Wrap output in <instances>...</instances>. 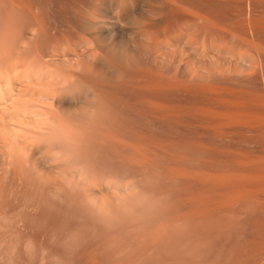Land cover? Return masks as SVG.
Wrapping results in <instances>:
<instances>
[{
	"label": "rangeland",
	"instance_id": "374dc122",
	"mask_svg": "<svg viewBox=\"0 0 264 264\" xmlns=\"http://www.w3.org/2000/svg\"><path fill=\"white\" fill-rule=\"evenodd\" d=\"M13 1H15V4H13ZM94 1L101 5L97 3L96 7L93 5ZM157 1L162 3H160L161 7L156 0H138L136 5H134L136 8L133 7V10L131 11V13H135V15L133 14L134 16H140L141 14H144L146 8L147 13L144 26L140 29L141 36L137 41V48L135 49L129 37L132 29L126 26L131 14H129L130 16H128V14L125 16L122 15L123 18H120V13H115L117 15H113L112 10L114 13V9L117 8V3L114 0H111V2L110 0H105V2L104 0H102V2L100 0H77V2L72 0H0V6L4 8L0 9V44L3 41L4 45L2 46L1 44L0 46V50H2L0 51L2 52L0 54V67H3V69L1 67V70L3 71L5 68V70L7 69L6 72L8 70L10 71L11 68H8L9 65L12 66V62H21V64H17L20 69L22 67V71L29 68V71H32V73L35 74L33 70H31L32 66L40 67L41 65L40 68H42V70L49 69V72L56 73L54 74L56 76H52L48 70H45V73L48 72V75L50 74L49 76H51L52 80V83H50L51 81H48V84L50 83L49 85L47 82H44L47 84V86H45L43 83L45 87L39 83L40 81H38V78L41 77L39 74L43 71L40 70L39 73L37 69L38 74H36L38 78H36L37 76L35 75L34 77L36 80L34 77L29 79L32 81L35 80L39 83V85L38 83L35 84L34 87H36V90H38L37 92H40L41 94L44 92L48 96L49 93L51 94L55 91L53 89H56V96H61L60 99L62 100L60 102L59 98L57 100L51 95V98H55L51 101L54 102L53 104H60L53 105L51 102L54 108L50 104H47V106H49L50 109L52 107L56 110V115H58L59 118H55V114L54 118L57 123L61 119L64 123H67L68 128H73H70V130H73L71 133H68L70 131L66 129L68 131L67 133L70 134L69 137H71V141H68L69 143L71 142L69 144L70 147H67L69 145H67L68 143L65 140H67L68 136L64 133V131H66L64 130L65 128H62L64 124L63 122L60 127L64 130L61 129L62 132L60 130V133H64L63 135L67 137L65 138L62 136L65 138L64 141L66 142H64L66 147L62 145L64 147L63 149L66 148L65 150H67V148H69L67 150L68 154L65 152L64 155V152H61L63 149L60 151L59 149L54 148V145H57L56 147H58V145L61 147L59 143L52 144V142L55 143L57 137L55 140L53 139L51 141V137L53 138L55 135H49L48 137L45 136L48 135L46 133H48V129H51L53 125L51 118L47 119L48 115L45 110L39 109L43 104L39 102L40 99L38 102L41 105L37 102V97L39 95L37 94V99L30 98V102L36 100L33 101V103L37 102V105H40L38 108L35 104L37 108L36 111L39 110V113L36 114V112L33 113L35 111V106L32 103L29 104L30 108L33 105V109H31L34 110L32 113L35 115L27 113V111L31 112L30 109H26V111L24 109L25 112H23L22 107L25 108V106H23L24 104L22 103H25L26 101L21 100L24 99L23 97L25 96H23L20 100H17L18 103L20 102L21 109H19L20 106L17 102L15 104H18L17 107H19L16 108L15 106V109L16 111L19 110L20 112L25 113L26 118L30 117L31 114L30 119H32V121H29L30 123L28 124L29 126L30 124L32 125V127H29L32 130L30 136H34H28L29 132L26 135L31 139L38 134L36 136V141H38L39 146L33 144L36 143L34 142L35 140L32 145L26 144L28 140L25 138L27 137L22 133V136L17 134V137L19 136L21 137L20 139H22L24 136L25 138L23 137L24 139L22 140L27 142L24 143L21 141L20 144L22 143L23 145L24 143L26 144L24 145L26 147L27 145H30L31 147L35 145L38 146V150H42V147L51 143L54 150L59 153L61 152L64 157L66 156L65 159L60 153L62 158L59 157L61 159L57 160H59L58 162H62L63 165L60 163V166L57 164L58 162H55L56 164L53 163L55 165L51 163L52 166H54L53 169L56 168V165L60 166L59 168H64L67 164L69 166L72 165L70 167H65L64 172L69 170L68 168H71L70 170H72L74 166H77V169L80 167V169L83 168L82 171L80 169L77 170L80 171L79 175L78 172L76 174L73 173V171H70V174L67 171L68 174L65 173L64 175V172L61 171V169L60 175H62L61 172L63 175L60 178L59 171L57 172V167V173L55 174L59 175H56L59 179H57L56 176L54 177V170L47 172V174L51 175L52 178L54 177V180L57 179V181H59L56 184L55 181L53 185V180H50L52 179L50 178L49 181L52 183L50 182L47 186L49 181L46 183V177L50 176H46L47 174L45 173L46 177H37V173L31 174L33 172L32 169L31 171H28L30 166H32L31 168L34 170L33 161L31 160L30 155H25L32 151V148L28 147L26 150H31L28 151L29 153L25 152V154H23L25 155L26 160L24 161L25 165L23 166L29 167H26V173L24 172L20 175V172L24 171L25 167L22 166V169V167H20L21 164L17 165L18 162L16 164L13 162L20 167H15V169H22L21 171L19 170L20 172H17L14 170V164L12 163L13 166L11 164L13 159L11 160L8 156L9 154L14 156L13 152L9 153V151L16 147V144L19 146L20 139L18 140L16 137L18 143L16 142L15 144L14 141L16 140H13L12 145L11 141L4 140L6 141V144L7 142L10 143L6 145L8 146V150H6L7 147H3L5 146L3 143V136L5 135H3L1 138L2 140H0L2 141L0 142L2 143L0 148L2 147V150L4 149L5 152H8L7 154L5 153L7 156L3 155L1 154L2 150L0 149V168L2 167L0 169L2 174L0 175L3 176H0V178H3L0 182V209H7L11 212L26 204L29 208L37 211L38 206L35 207V202H38L40 207L45 209L47 205L55 204L56 208L58 207L57 211L60 209L58 214L70 218L71 223L74 226L79 227L83 235V244L76 254L74 264H257V261L260 262L261 258L264 256V251L262 249L264 247L262 246L264 245V200H262L264 198V193L261 192V190L264 191V180L262 179L264 178L262 175L264 174L262 172V170L264 171V169H262L264 168V157L260 159L261 155H264V142L262 141V139H264V130L262 131V129H264V126L262 127V125H264V123H261L262 121H260L262 118L257 120V125L262 124L260 126L262 129H257L259 126H253L256 125V123L252 122L253 124H251V121H248V119H253L255 117L254 115L259 113L262 114L264 120V111L262 110L264 109V57L261 56L262 59L258 56L263 54L264 50H262L263 52L260 51L261 53L258 54V50H261V48L259 49V47H261L259 45L261 44L258 46L255 45L257 41L262 44L264 43V0H171L172 6H169L171 4L166 0ZM164 1L165 3H169L168 6H164ZM68 2L72 4L73 7L69 5ZM86 2L91 3L92 5ZM103 2L105 3L106 9L100 7L102 4L104 5ZM10 3L15 7L10 6ZM80 3L82 4L80 5ZM89 6L96 7V15L100 18L102 16L110 17L111 15L112 17L110 18L115 22L116 20L123 19V22L121 21L122 23L116 22L113 29L116 33L122 35L124 45H126V49L128 48L127 51L131 56L129 57L130 66L121 69L124 72V77L123 80L119 82L116 79L115 71L112 68H109V66L99 58L104 56V52L101 51V49L103 50V44H97L98 41L96 40V36L79 25L81 24L79 23L81 22L79 18V14H81L80 12L85 8H90ZM12 9L16 11V13L12 11ZM77 9H79L78 15L77 12H75ZM131 9L132 7L129 8V10ZM9 14L11 16L15 14V21L18 24L15 21H12L14 20V17L12 16L13 18H11ZM99 14H101V16ZM194 15L198 16L195 17ZM8 16H10V18ZM8 19L10 20L11 28L8 27L7 30H4V22H9ZM125 19H127V21ZM11 22L13 24L15 23L14 25L17 27H12L13 24ZM249 22V25L251 26L248 25ZM2 26H4V28ZM121 27L126 30L124 31ZM11 29H13V31ZM10 31H12V33ZM247 31L251 33L248 34ZM2 32H6V34L10 32L8 33L10 35H6ZM142 32H144V34H142ZM239 33H242L241 35L244 37H248L247 39L252 38V36V40L255 38V42H252L251 39L249 41L254 43L258 49L257 52L256 50H253V48L251 50L252 46L249 47L250 43H245L247 40H241L240 35H238ZM104 40L107 39L104 38ZM249 41H247V43ZM9 43L13 44V46ZM255 46H253L254 49ZM2 47L7 51H10V53L9 51L7 52L10 59L6 53L7 59L3 56L5 55L3 54L5 49ZM11 47H14L15 50H11ZM16 47H18L23 54H21ZM202 51H206L204 52L205 55ZM13 52L15 53V55L13 54L15 58L11 55ZM18 53L21 54V56ZM228 53H232V55ZM256 55L258 58H256ZM18 56L20 59L17 58ZM213 56L215 58H213ZM11 57H13V60ZM18 59L19 61H17ZM253 59L255 60L254 63H250ZM260 59H262V62ZM1 60H3L4 63ZM257 60H259V66L258 64L257 66L255 65ZM251 64H254V67H250ZM14 65L15 63L13 66ZM16 66L15 68H18ZM35 67L34 70L36 71ZM253 68L257 72H252L254 71ZM11 70L14 72L15 69L12 68ZM17 70L18 69H16V72L18 73L20 70ZM64 70L65 72L63 73ZM9 71L7 74H9ZM17 73L16 77L21 74ZM26 73H28V71L25 72V75ZM45 73L43 72L42 74ZM3 74L6 75L5 72L2 73V76ZM10 74L6 76L11 82L12 80H10V77L12 74ZM25 75L22 76L24 77ZM27 75H29V73ZM2 76L0 77V80ZM13 76L15 77V74H13ZM43 76L44 75L39 78V80L43 78L42 82L46 80ZM55 77L57 79L59 78L58 82H56L57 80ZM4 78L3 80L8 81ZM46 78H48V76ZM19 79L17 81V83L19 82V86L17 85L14 87H19L22 90V84H20L21 80L19 81ZM29 79H25V82H28ZM0 82V84H4V87L6 88L8 82L7 84L2 80ZM13 82L14 81L11 83ZM63 83H65V85ZM23 84L25 86L24 82ZM29 84H26L27 87L31 85ZM12 85L7 86L8 90L7 88L5 89L7 92L5 90L3 91V87L0 86L2 90L1 92H9L10 94L12 89L10 88L11 90L9 91V86L12 87ZM48 86L51 88H46ZM73 86H81V91L77 93L69 92V89ZM31 87L28 89L33 90L34 88ZM37 87L41 90L43 88L45 89L39 91ZM60 87L62 88L61 90ZM16 88H13V91H11V96H16L17 94V96L22 95L20 89H17L18 92L15 91ZM50 90L53 91L50 92ZM14 91L17 93L16 95ZM62 91H64V93ZM260 92L263 95H259ZM30 93L33 94L32 91ZM250 93L254 94L255 98L257 93L259 98L263 99V102L260 100L262 103H259L260 106L263 104V106H261L262 108L257 102H254H259V99H254L253 96L248 95ZM25 94L27 95L25 99H28L30 95L27 94V92ZM50 94L48 96L49 100L51 99ZM63 94L65 96L64 99ZM43 96L48 99L45 95ZM43 96H41L42 98L40 97L42 100H44ZM248 96L250 97L248 98ZM16 98L19 97H15L14 99L16 100ZM235 98L237 99L236 104L229 101L235 100ZM47 99L45 100V103H47ZM241 99H246V105L244 104L246 101H243L244 103H242ZM248 99H250V102H248ZM68 101H70V104ZM224 101L226 102V105H224ZM27 102L29 103L28 100L26 101V104ZM231 102L234 104V107L231 105L229 108L228 106L232 104ZM251 102H253L255 106ZM228 103L230 104L227 105ZM243 104L247 106V108H244V106H242V108L246 110L250 109V112H245V110L242 109L245 113L242 114L243 116L241 114L238 116L239 112H243L241 110V105ZM235 105L240 107L236 106L238 108L236 109ZM29 106L26 107L29 108ZM45 106H43L44 109L46 108ZM66 106L68 108H66ZM248 106L251 107L249 108ZM13 107L14 106L11 108ZM60 107H65L67 109H63L65 110V113H62L63 111L61 112ZM11 108L8 106L10 111L6 110L8 111L7 113H12V111H14V109ZM49 108L46 110L48 111ZM253 108L256 109V113H258H253L252 116L251 110L253 112L255 111ZM225 109V112L233 109L235 110H233L234 112H229L230 115L228 113V115L225 116ZM16 111L14 112L16 113ZM235 111L236 113L239 111L235 114L237 115V119L242 118L241 121H244L246 118L245 121L247 120L246 122L251 125L246 124L247 126H244V122L242 124L237 123L238 125H235L234 123L232 124L230 119L233 120L236 118V116H234ZM40 112L46 114V119L48 120L46 123L43 122L46 119H42L43 121L37 120L38 118L41 119ZM220 113L221 116L219 117L218 115H220ZM231 113H233V115H231ZM247 113L249 115L244 116ZM49 114L53 116V114ZM258 115L256 116V119L261 116ZM43 116L44 115H42V117ZM228 116H233V118H229ZM221 117L225 118L222 119ZM15 119L17 120V118ZM226 119L228 120V123H226ZM16 120L15 123L17 122ZM24 120L27 123L29 119L20 120V123H24ZM220 120L222 121V126ZM253 120L256 121L255 119ZM55 121L53 123L60 126L59 123L56 124ZM37 122H41L39 123L40 125L42 122L47 125L51 124L50 128L48 126V129H45L46 133L44 131L43 133L41 132L44 134L42 136H45L47 140L49 139L48 142H46V138L42 136V138L40 137L39 131H36L40 128V126L38 128ZM25 126H27V124ZM25 126L21 125V127ZM36 126L37 129L35 130ZM25 128L28 129V126ZM41 128L39 129L40 131ZM56 128L49 131L53 132ZM252 128H256V130ZM9 129L11 130V128ZM9 129L6 131L11 134ZM1 130L3 129L1 128ZM33 130L36 132L34 133ZM27 131L23 132L27 133ZM77 132H80L79 135ZM14 133L15 132H13V134ZM51 134L55 133L53 132ZM7 135L9 136V134ZM43 138L45 142H42ZM7 140H9V137ZM58 140H60V138ZM9 145L11 146V149ZM13 145L14 147H12ZM78 145H81L82 147H79ZM35 146L33 147L34 149ZM20 147L21 145L16 148L19 149ZM24 148L25 147L22 149L24 150ZM22 149L20 150L21 152H17L16 150V153H19L20 158H22L21 153L26 151H23ZM38 155L43 154L40 151V153L38 152ZM248 155H256L258 160L255 157H247ZM258 156L260 157L258 158ZM6 157H9V159ZM18 157L16 156L14 159L16 158L18 161ZM244 157L245 159L247 158V161H249L250 164L254 165V168L252 165L249 166V163H246L247 161ZM250 157L251 159L254 158L252 159L253 161L249 160ZM5 158L6 163L3 161ZM52 159L54 158L50 157V161ZM8 160H10V162ZM239 160L242 165L243 162L246 163V165H244L247 170L242 167V165H239L241 164L239 163ZM27 161L29 162L28 165H26ZM257 161H261V164L259 162V164L256 163ZM236 163H239V166ZM2 164L6 165V169L3 167L5 165ZM257 164L259 167L263 165L262 168H258ZM8 166L10 170L8 169ZM75 167L74 169L76 170ZM239 168L241 170L244 168L243 172L240 171ZM252 168L253 172L255 171L258 173L259 170V173L261 174H258L260 175L261 180L257 174L252 176L253 179L251 178L249 173H251ZM75 170L74 172H76ZM248 170L249 173L247 172ZM6 171L8 173L10 171L12 172L8 174ZM233 171L234 174L238 171L237 174L241 176L242 173L249 176V180L252 179V182L257 179L258 181L257 183L255 181L256 184L251 183L248 180V177H244V175L243 177L240 176L241 179L239 178L237 180L236 178L238 177L236 176L238 175H233ZM28 172L31 174V177ZM26 174L28 179L25 178ZM40 174L42 175L43 173ZM33 175L36 176L34 177ZM7 176L9 178H6ZM72 176L73 181L71 182L70 180L71 186L67 187L64 185L66 184L65 181H67L69 177V179H72ZM224 176H229L230 180L233 181L236 179L237 183L235 184L234 182L233 184L237 185L236 187L238 188L236 189L234 187L235 185L229 183V179ZM233 176L234 179H231ZM19 177L24 178V180L22 178L21 181L23 185L20 183ZM40 177L46 178L44 179L46 181H41L42 184L46 183L44 187L42 184H40L41 187L38 185L41 183ZM74 177L78 178V180L76 179L78 182L84 178L86 181H92L93 183H91L95 184V186L98 184V186L95 187L91 183H84V186H88V190L91 188L98 193L95 196L98 195L97 197H99V200H97L98 202L93 203L94 205L97 204L96 206L92 205V198L89 199V197H85L88 199H84L85 195L83 189L85 190L86 187L84 188L82 185L83 183H81L84 179L77 184L78 186H83L81 189L80 187H76L77 181ZM80 177L81 179L79 180ZM32 178L33 181L30 180ZM243 178L248 180L251 185L253 184L254 187L250 188L249 186L251 185L242 180ZM8 179L10 181H8ZM14 180L19 182V184L17 182L15 183ZM239 180H241V182H239ZM30 181L32 184H30ZM258 182L259 186L262 183V189L257 186ZM72 183L76 188H72ZM21 185L25 186L22 187ZM50 185L52 186L50 187ZM61 185H64V188L67 189L62 190ZM219 185L220 187H218ZM58 186L60 187V191L58 190L57 192H54L53 190L58 188ZM243 186H245V188L249 187L251 190L256 188V191L253 189L254 191H250L251 194L249 195L250 192L248 191V188L246 190L249 193H247L245 188H243L244 190L242 188L239 190V187ZM38 188L39 190H37ZM40 188L43 189V191ZM44 188H46L45 193ZM78 188H80V191ZM48 190L60 196V200L65 203L62 205L54 201ZM259 191L263 195L259 193ZM10 192L14 193V196L11 198L9 196ZM242 192H246L247 194ZM255 192L258 194V197ZM35 194H37V198L40 194L41 195L37 199ZM78 194L81 196H78ZM80 197H83L85 201L80 199ZM258 198H260L261 201H259L260 199ZM95 199L97 198H94L93 202H95ZM30 202L33 203V205H30ZM259 202H262V204H259ZM35 212L30 213L29 215L36 216L38 212L36 215ZM39 238L40 234H37V239ZM260 249L262 250L263 255H261ZM257 254L259 255L258 257ZM261 262L262 263L258 264H263L264 257Z\"/></svg>",
	"mask_w": 264,
	"mask_h": 264
},
{
	"label": "bare ground",
	"instance_id": "6f19581e",
	"mask_svg": "<svg viewBox=\"0 0 264 264\" xmlns=\"http://www.w3.org/2000/svg\"><path fill=\"white\" fill-rule=\"evenodd\" d=\"M72 1H76V2H77V0H72ZM90 1H93V0H90ZM100 1L102 2V0H100ZM106 1H107V0H106ZM112 1H113V0H112ZM114 1L117 3V6H116L117 8L114 9V10H115L114 13H113V10H112V14H113V15H114L115 13H118V14L120 13V14H119V15H120V18H123V16H125V15H127V14H128V16H130L129 14H131V16H132L133 14L135 15V13H133V12L131 13V11L133 10V7H134V5H136V2H137L138 0H125L124 4H123L122 6L119 4L118 0H114ZM153 1H154V0H153ZM162 1H163V0H162ZM166 1H168L170 4L172 3L171 0H166ZM249 1H250V0H249ZM10 2H11V1H10ZM13 2H14L13 4H15V1H13ZM16 2H18V1H16ZM94 2H95V1H94ZM94 2H93V3H94ZM104 2H105V0H104ZM104 2H103V3H104ZM110 2H111V0H110ZM110 2H109V3H110ZM156 2L159 3L157 0H156ZM176 2H177V1H176ZM178 2H179V1H178ZM64 3H65V2H64ZM66 3H67V2H66ZM68 3H69V2H68ZM71 3H72V2H71ZM86 3H88V2H86ZM160 3H161V2H160ZM160 3H159V6H160ZM164 3H165V1H164ZM164 3H163V4H164ZM169 3L166 2L164 6H168ZM73 4H74V3H73ZM81 4H82V3H80V5H81ZM88 4H91V3H88ZM98 4H99V3H98ZM161 4H162V3H161ZM180 4H181V3H180ZM183 4H184V3H183ZM249 4H250V3H249ZM69 5H71V6L73 7L72 4L69 3ZM91 5H92V4H91ZM91 5H90V6H91ZM94 5L97 7V3H95ZM99 5H101V4H99ZM148 5H149V4H148ZM10 6L15 7V6L11 5V3H10ZM10 6H9V7H10ZM67 6H68V5H67ZM90 6H89V7H90ZM155 6H156V5H155ZM169 6H172V4L169 5ZM174 6H175V5H174ZM178 6H181V5H178ZM182 6H183V5H182ZM12 7H11V8H12ZM74 7H75V6H74ZM96 7H94V8L96 9ZM100 7H104L103 9H106V8H105V3H104V5L102 4V6H100ZM130 7H132L131 10H129ZM160 7H161V6H160ZM249 7H250V6H249ZM1 8H3V7L0 6V9H1ZM16 8H17V7H16ZM114 8H115V7H114ZM134 8H136V7H134ZM138 8H139V7H138ZM173 8H174V7H173ZM3 9H4V8H3ZM72 9H73V8H72ZM169 9H170V7H169ZM179 9H180V8H179ZM7 10H8V9H7ZM15 10H16V9H15ZM97 10H99V9H97ZM12 11H14V10L12 9ZM12 11H11V12H12ZM136 11H137V10H136ZM136 11H135V12H136ZM174 11H175V9H174ZM191 11H192V10H191ZM191 11H190V12H191ZM249 11H250V9H249ZM251 11H252V10H251ZM2 12H4V11H2ZM14 12L16 13V11H14ZM75 12H77V15H78L79 9H77ZM96 12H97V11H96ZM155 12H156V11H155ZM192 12H193V11H192ZM197 12H199V11H197ZM205 12H206V11H205ZM246 12H247V11H246ZM246 12H245V13H246ZM80 13H81V12H80ZM98 13H100V12H98ZM98 13H97V14H98ZM138 14H139V13H138ZM176 14H177V13H176ZM191 14H193V13H191ZM196 14H197V13H196ZM199 14H200V13H199ZM199 14H198V15H199ZM9 15H10V14H9ZM79 15H80V14H79ZM99 15L101 16V14H99ZM115 15H117V14H115ZM122 15H123V16H122ZM134 15H133V16H134ZM139 15H140V14H139ZM141 15H142V14H141ZM178 15H179V14H178ZM189 15H190V14H189ZM198 15H196V16L194 15V16L197 17ZM250 15H251V14H250ZM250 15H249V16H250ZM6 16H7V15H6ZM10 16H11V15H10ZM10 16H8V17L10 18ZM12 16L14 17V20H12V21H15V14H13ZM12 16H11V18H13ZM131 16H130V18H131ZM136 16H138V15H136ZM175 16H176V15H175ZM97 17H99V16H97ZM102 17H103V18H102ZM102 17H101V18L99 17L100 19L98 18V19H97V20L91 25L90 28H85V27L82 25L81 22H79V23H81V24H79V25H81V27H82L83 29H85V30H87V31L89 30V31L91 32V34H93V35L96 36V38H97L96 40L98 41L97 44H100V43L103 44V45H102L103 50L101 49V51L104 52V56H105L107 53L111 52L112 50H117V51H119V50H122V49H126V47H125L126 45H124V42H123V40H122V39H123V38H122V35H121L120 33H116V31H114V29H113L114 24H116V22H118V23L121 22V21L123 22V19H120L119 17L116 16V17L119 18L120 20H118V21L116 20V22H115L112 18H110V17H112L111 15H110V17H105V16H102ZM156 17H158V16H156ZM166 17H167V16H166ZM168 17H169V16H168ZM200 17H201V16H200ZM256 17H257V16H256ZM6 18H7V17H6ZM79 18H80V16H79ZM117 18H115V19H117ZM130 18H129V19H130ZM171 18H173V17H171ZM261 18H262V17H261ZM16 19H17V18H16ZM72 19H73V18H72ZM129 19H128V20H129ZM154 19H155V18H154ZM206 19H207V17H206ZM216 19H217V18H216ZM245 19H246V18H245ZM8 20H9V19H8ZM125 20L127 21V19H125ZM159 20H160V19H159ZM209 20H210V19H209ZM255 20H256V19H255ZM255 20H254V21H255ZM6 21H7V20H6ZM9 21H10V20H9ZM241 21H243V20H241ZM259 21H260V20H259ZM15 22H16V21H15ZM72 22H73V21H72ZM122 22H121V23H122ZM214 22H215V21H214ZM260 22H261V21H260ZM260 22H259V23H260ZM4 23H6V22H4ZM11 23H12V22H11ZM16 23H17V22H16ZM124 23H125V22H124ZM124 23H123V24H124ZM199 23H200V22H199ZM204 23H205V22H204ZM12 24H13V23H12ZM14 24H15V23H14ZM14 24L12 25V27H13V26L17 27V26L14 25ZM17 24H18V23H17ZM166 24H167V23H166ZM241 24H242V23H241ZM249 24H250V22L248 23V25H249ZM3 25H4V24H3ZM157 25H158V24H157ZM163 25H164V24H163ZM228 25H229V24H228ZM262 25H263V24H262ZM10 26H11V25H10ZM10 26H9V27H10ZM214 26H215V25H214ZM222 26H223V25H222ZM249 26H251V25H249ZM263 26H264V25H263ZM2 27L4 28V26H2ZM118 27H119V26H118ZM234 27H235V26H234ZM252 27H253V25H252ZM260 27H261V26H260ZM10 28H11V27H10ZM121 28H122L124 31L126 30V29L123 28V27H121ZM121 28H120V29H121ZM215 28H216V27H215ZM239 28H240V27H239ZM250 28H251V27H250ZM250 28H249V29H250ZM4 30H5V29H4ZM11 30L13 31V29H11ZM219 30H220V29H219ZM252 30H253V28H252ZM12 31H10V32L12 33ZM161 31H162V30H161ZM241 31H242V30H241ZM248 31H249V30H248ZM248 31H247L248 34L251 33V32H248ZM10 32H8V33H10ZM150 32H151V31H150ZM253 32H255V31H253ZM2 33H5V34H6V32H2ZM8 33H7V34H8ZM231 33H232V32H231ZM256 33H257V32H256ZM7 34H6V35H7ZM142 34H144V32H142ZM147 34H148V33H147ZM241 34H242V33H241ZM241 34L239 33L238 35H240V38H241L242 41H243V40H244V41H245V40L249 41L250 39H251L252 42H255V41H256V40L254 41L255 38L252 40L253 36H252V38L247 39L248 37H246V36L244 37V36H242ZM244 34H245V33H244ZM8 35H10V34H8ZM174 35H175V34H174ZM222 35H223V34H222ZM232 35H233V34H232ZM234 35H235V34H234ZM246 35H247V34H246ZM252 35H253V33H252ZM3 36H5V35H3ZM170 36H171V35H170ZM178 36H179V35H178ZM241 36H242V37H241ZM254 36H255V35H254ZM5 37L8 38L7 36H5ZM249 37H250V35H249ZM92 38H93V37H92ZM104 38L107 39V40H104ZM153 38H154V37H153ZM175 38H176V37H175ZM233 38H234V37H233ZM243 38H245V39H243ZM257 38H258V37H257ZM4 39H5V38H4ZM94 39H95V38H94ZM154 39H155V38H154ZM172 39H173V38H172ZM2 40H3V39H2ZM5 40H6V39H5ZM12 40H14V39H12ZM238 40H239V38H238ZM10 41H11V39H10ZM106 41H107V42H106ZM150 41H151V40H150ZM174 41H175V40H174ZM177 41H178V40H177ZM247 41H246L245 43H246V44H249V43H250L251 45L249 44V47L252 46V47H251V50H252V48H253V50H256V52H257V50H258V49L256 48V46H258L259 44H261V45H259V46H261V47H259V49L261 48V50H258V54L261 53V52H263L262 50H264V46H263L264 43L262 44V43H260V42L257 41L258 43L256 42L257 44L255 43V45H256V46H255L254 43H251V41H249L248 43H247ZM13 42H14V41H13ZM152 42H153V41H152ZM159 42H160V41H159ZM161 42H162V41H161ZM168 42H170V41H168ZM11 43H12V42H11ZM11 43H9V44H11ZM95 43H96V42H95ZM157 43H158V42H157ZM1 44H2V46H4V45H3V41L1 42ZM1 44H0V46H1ZM4 44H5V42H4ZM153 44H154V43H153ZM11 45L13 46V44H11ZM6 46H8V45H6ZM99 46H100V45H99ZM154 46H155V45H154ZM253 46H255V49H254ZM262 46H263V47H262ZM14 47H15V44H14ZM14 47H11V48H12L11 50L14 51V50H15ZM19 47H20V46H19ZM93 47H94V45H93ZM96 47H97V46H96ZM102 47H101V48H102ZM202 47H203V46H202ZM2 48H4V47H2ZM2 48H1V49H2ZM7 48H8V47H7ZM9 48H10V46H9ZM13 48H14V49H13ZM16 48H18V47H16ZM20 48H21V47H20ZM97 48H99V47H97ZM197 48H198V46H197ZM205 48H206V47H205ZM4 49H5V48H4ZM4 49H3V50H4ZM18 49H19V48H18ZM21 49H22V48H21ZM25 49H26V48H25ZM226 49H227V48H226ZM97 50H98V49H97ZM99 50H100V49H99ZM126 50H128V48H127ZM208 50H209V49H208ZM0 51H2V50H0ZM8 51H9V50H8ZM8 51L5 49V52L3 51V54H5V53L8 54V53H7ZM17 51H18V50H17ZM19 51H20L21 54H23V53L21 52L20 49H19ZM19 51H18V52H19ZM206 51H207V50H206ZM206 51H204V52H206ZM222 51H223V50H222ZM247 51H248V50H247ZM260 51H261V52H260ZM15 52H16V51H15ZM202 52H203V51H202ZM204 52H203V53H204ZM217 52H218V51H217ZM226 52H227V50H226ZM229 52H230V51H229ZM240 52H241V51H240ZM242 52H243V51H242ZM244 52H245V51H244ZM1 53H2V52H0V54H1ZM9 53H10V51H9ZM193 53H194V52H193ZM212 53H213V52H212ZM6 54L3 55V56L6 57ZM13 54L15 55L14 52H13L11 55H13ZM18 54H19V53H18ZM18 54H17V55H18ZM21 54H19V55L21 56ZM207 54H208V52H207ZM223 54H224V53H223ZM228 54H231V55H232V53H228ZM228 54H227V55H228ZM263 54H264V53H263ZM263 54L258 55V56H260V58H262L261 56L264 57ZM14 55H13V56H14ZM204 55H205V53H204ZM238 55H239V54H238ZM0 56H1V55H0ZM3 56H2V57H3ZM8 56H9V54H8ZM208 56H209V55H208ZM217 56H218V55H217ZM186 57H187V56H186ZM227 57H228V56H227ZM231 57H232V56H231ZM240 57H241V55H240ZM0 58H1V57H0ZM8 58L10 59V56H9ZM11 58H12V60H13V57H11ZM14 58H15V56H14ZM17 58H19V56H18ZM210 58H211V57H210ZM213 58H215V57L213 56ZM256 58H258L257 55H256ZM2 59H3V58H2ZM6 59H7V57H6ZM6 59H5V60H6ZM19 59H20V58H19ZM19 59H18L17 61H19ZM238 59H239V58H238ZM254 59H255V58H254ZM254 59H253V61H251L250 63H252V62L254 63V61H255ZM262 59H263V58H262ZM262 59H260V61H261ZM3 60H4V59H3ZM3 60H1V61L3 62ZM14 60H16V59H14ZM216 60H217V59H216ZM220 60H221V59H220ZM8 61H9V60H8ZM227 61H228V60H227ZM234 61H235V60H234ZM243 61H245V60H243ZM257 61H258V63H257ZM257 61H256L255 65L257 66V64H258V66H259V60H257ZM6 62H7V61H6ZM23 62H24V61H23ZM28 62H29V61H28ZM28 62H26V63H28ZM32 62H33V61H32ZM261 62H262V61H261ZM0 63H1V62H0ZM3 63H4V62H3ZM12 63H13V64L15 63V65L13 66V64H11L12 66H10V65L8 64V65H9V68H8V69H10V68L12 69V68H13V69H15L14 72H16V69H18L17 71H19V70L22 71V70H23L22 67H21V69H20V67L18 66V64H21V62H17L18 64H17L16 62H12ZM30 63H31V62H30ZM6 64H7V63H6ZM22 64H23V63H22ZM31 64H32V63H31ZM243 64H244V63H243ZM246 64H248V63H246ZM4 65H5V64H4ZM16 65H17V66H16ZM26 65H27V64H26ZM33 65H35V64H33ZM38 65H39V64H38ZM15 66L18 67V68H15ZM21 66H22V65H21ZM24 66H25V65H24ZM256 66H255V67H256ZM1 67H2V66H1ZM1 67H0V70H1ZM4 67H5V66H4ZM28 67H29V65H28ZM34 67H35V66H34ZM34 67L32 66V69H31V70H33V72H34L35 74H33L32 71H29V70H30L29 68H26V70L22 71L23 74H22V72L19 71L18 73H21L22 75H25V72H27V71H28V73H29V75H27L28 73H26V75H25L26 77H25V76L23 77L21 74H19L18 77L21 78V79H19L18 77H16V76H17V75H16L17 72L14 73L13 70H11V69H10V71L8 70V71H9V74H10V72H11V74H12V72H13V74H15V77L13 76V74H12V75L10 74L11 77H12V76L14 77V79H13V77H12V78L10 77V80L14 81L15 83H14V82L11 83L12 81L10 82V81L8 80V77L6 76V75H9V74H7L8 71L6 72L7 69L5 70V68H4L3 71H2V70L0 71V72H1L0 77L2 76V73H3V72L6 73V75L3 74L1 80L4 81V83L6 82V84H7V82H8L7 86H8V85L11 86V85L13 84L12 87H13V88H16V87H14V86H17V85L19 86V84H18L19 82L17 83L18 79H19V81L21 80L20 84H22V90H21V88H19V87H17L16 90H15V91H17V89H20L22 95H21V94H19V95H21V96H17L18 94L15 93V91H14L15 95H16V94H17V95H16V96H11V95H12V94H11V91H13V88L10 87V86H9V91L12 89V90L10 91V94H9V92H8V93H3V92H1L2 90L4 91L6 88H7V90H8V87L6 86V88H5V87H4V84H0V86L3 87L2 90H1V87H0V135L2 134V135L0 136V140H2V139H1L2 136L5 135V136H3V137H4V138H3V143H4V145H5V146H3V147H4V148L7 147L6 150H8V146H6V145H7V144H10V143L7 142V144H6V141H11V142H12L13 140H16V141H14L15 144H16V142L21 138V137H19V136H22V134H25V135H26V134H28V132H29L28 136H30V134H31L30 132H31L32 130H31L29 127H30V126L32 127V125L30 124V126H29L28 123H30V122L32 121V119H30V118H31V114H33V113H35V112H36V114L39 113V112H38L39 110L36 111L37 108H36L35 104L37 105V102H38L39 99H40L39 102H40L41 104L43 103V104H42L43 106L46 105V106H45L46 108L44 109L43 106H42L39 102H38V104L41 105V108H39L40 105H37V107H38L39 109H41V110H42V109L45 110V112H46L47 115L49 116V117L47 116V119H48V118H51V121H52V125H53V126L51 127V129H48V126H49V128H50V125H51V124H50V125H49V124H48V125H47V124H43V122L46 123V121H48V120L46 119V114H45L44 112H43L44 114H42V112H40V115H41L40 117H41V119H40V118H38V119L36 118V119L39 120V121H43L42 119H46V120L42 122V124H43V125L41 124L42 126L39 124V123H41V122H39V123L37 122V123H38V125H37L38 128H39V126H40V128L42 127V128H41V131L39 130L40 128L37 129V126H36L35 130L37 129L36 131H39V132H40V133H39V132H38V133L40 134V137H41L42 135H44V134H42L43 131L45 132V129H46V130L48 129V133L45 132V133L48 134V135H45V136L48 137L49 135H50V136H51V135H52V136L55 135L53 138L51 137L50 140H51V141H52L53 139L55 140L56 137H57V140H55V143L52 142V144L54 145V144H58V143H59V144L61 145V147H60L59 145H58V147H56L57 145H54V148H55V149L57 148V149H59V150L61 151V150L64 148L63 146L66 145V144H64L65 141H67V143H68L67 145H69V144L71 143V142H70V143L68 142V141H71V139H70L71 137H69L70 134H68V133H71V131H73V130H70L71 127L68 128L67 123H64L61 119L58 121V123H59L60 126H57V125H55V124L53 123V122L55 121V118L58 119L59 116L56 115V114H57V113L55 112L56 110L53 109V108H54L53 105H56L57 103H56V104H53L54 102H52L51 100H53V99H55V98L58 100V98H59V100H60V102H61V100H62V99H60L61 96L58 95L59 97H57L56 94H55L56 89H53V88H52V89L55 90V91L52 92L51 94H50V93H49V94H50V98H51V95H53V97H55V98H51L50 100H49V97H48V96H49L48 93H47V94H48V96H47L46 93L42 92V94L44 93L43 95H45V97H48V99H47V98H44V96H43L40 92H37L38 90H36V87H34L35 84L38 83V82L35 81L36 79H35V77H34L35 75L37 76V74H38V73H37V69H38V72L41 70V71H43L44 73L46 72L45 70H48V72H49L50 70H49V69L42 70V68H40V67H41V65H40V67H35V69H36V71H35V70H34ZM250 67H254V64H253V65L251 64ZM30 68H31V66H30ZM39 68H40V69H39ZM198 68H199V67H198ZM256 68H257V67H256ZM2 69H3V67H2ZM43 69H44V68H43ZM56 70H57V69H56ZM194 70H195V68H194ZM253 70H254V71H252V70H251V71H252V72H257V71H255L254 68H253ZM53 71H54V70H53ZM53 71H52V72H53ZM249 71H250V70H249ZM43 72H42V73H43ZM48 72L45 73V74H42V73L39 72V73H40L39 76L42 77V75H44L43 77L47 80V81L44 80V81L42 82L43 78L39 80V78H41V77L38 78V76H37L36 78H38V81H40V82H39L40 84L43 85L44 82H45V83L47 82V84H48V81H51L50 83H52L51 76H49L50 74L48 75ZM64 72H65V70L63 71V73H64ZM18 73H17V74H18ZM30 73H32V74H30ZM36 73H37V74H36ZM49 73H51V72H49ZM63 73H62V74H63ZM41 74H42V75H41ZM46 74H47V75H46ZM51 74H52V76H56V75H54V74H56V73H54V72L51 73ZM57 74H58V72H57ZM59 74H60V73H59ZM69 74H70V72H69ZM250 74H251V72H250ZM250 74H249V75H250ZM252 74H253V73H252ZM20 75H21L22 77H21ZM65 75H66V74H65ZM245 75H246V74H245ZM5 76H6L7 78H6ZM30 76H31V77H30ZM47 76H48V78H46ZM61 76H62V75H61ZM63 76H64V75H63ZM4 77H5V78H4ZM32 77H34L35 80H33V81L30 80V79H32ZM49 77H50V78H49ZM3 78L6 79V80H8V81L3 80ZM15 78H16L17 80H16ZM23 78H24V79H23ZM29 78H30V79H29ZM55 78H56V77H55ZM55 78H54V80H55ZM60 78H61V77H60ZM63 78H64V77H63ZM25 79H26V80L29 79V81H28V82H25V81H26ZM48 79H50V80H48ZM58 79H59V78H58ZM58 79L56 78V80H57L56 82H58ZM64 79H65V78H64ZM64 79H63V80H64ZM1 80H0V81H1ZM22 80H24V81H22ZM31 81H32V84L34 83L33 86H32V84H31ZM59 81H60V80H59ZM23 82L25 83V86H26V89H27V90L25 89V86H24ZM35 82H36V83H35ZM54 82H55V81H54ZM56 82H55V83H56ZM0 83H1V82H0ZM16 83H17V84H16ZM29 83H30L31 85H30ZM39 83H38V85H39ZM45 83H44V85L47 86V84H45ZM50 83H49V84H50ZM65 83H66V82H65ZM65 83H63V84L65 85ZM6 84H5V85H6ZM15 84H16V85H15ZM26 84H29L30 86L27 87ZM49 84H48V85H49ZM59 84H60V83H59ZM38 85H36V86H38ZM42 85H41V86H42ZM44 85H43V86H44ZM56 85H57V84H56ZM23 86H24V87H23ZM31 86H32V87H31ZM45 86H44V87H45ZM59 86H60V85H59ZM62 86H63V85H62ZM29 87L34 88L33 90H36V91H33L32 89L29 90V89H28ZM39 87H40V86H39ZM39 87H37V89H39V91H43V89H45V88H43V89L41 90L40 88H42V87H40V88H39ZM51 87H52V85H51ZM51 87H50V88H51ZM55 87H57V86H55ZM218 87H219V86H218ZM221 87H222V86H221ZM10 88H11V89H10ZM46 88H49V86L46 87ZM50 88H49V89H50ZM61 89H62V88L60 87V90H61ZM216 89H217V88H216ZM248 89H249V88H248ZM263 89H264V88H263ZM7 90H5V91L7 92ZM20 90H19V91H20ZM25 90H26V91H25ZM53 90H50V92L53 91ZM28 91H29V93H28ZM31 91L33 92V94H36V95H33L32 93H30ZM47 91H48V90H47ZM80 91H81V90H80ZM233 91H235V90H233ZM246 91H247V90H246ZM249 91H250V90H249ZM17 92H18V91H17ZM26 92H27V94L30 95V97H28V99H25L26 96H27V95L25 94ZM45 92H46V91H45ZM48 92H49V91H48ZM62 92L64 93V91H62ZM216 92H217V91H216ZM218 92H219V91H218ZM230 92H231V91H230ZM19 93H20V92H19ZM23 93H24V94H23ZM58 93H59V92H58ZM58 93H57V94H58ZM228 93H229V91H228ZM233 93H234V92H233ZM244 93H245V92H244ZM247 93H248V91H247ZM31 94H32L33 97L31 96ZM37 94L39 95L38 97H37ZM40 94H41V96H43V99H44V100L41 99L42 97L40 96ZM61 94H62V93H61ZM80 94H81V93H80ZM223 94H224V93H223ZM245 94H246V93H245ZM245 94H244V95H245ZM261 94H262V93L260 92L259 95H261ZM65 95H66V94H65ZM229 95H230V94H229ZM232 95H233V94H232ZM248 95L253 96V97L255 96L254 94H251V93L248 94ZM262 95H263V94H262ZM23 96H25V97H23ZM34 96H35V98H34ZM81 96H82V95H81ZM250 96H248V98H249ZM257 96H258V95H257V93H256V98L254 97V99H257V100L259 99V102H258V101H254V102H257L258 104H259V103H262V102H263V101H262L263 99H261V98H259V96H258V97H257ZM15 97H19V98H16V100H15V99H14ZM21 97H23L24 99H21ZM36 97H37L38 99H37ZM40 97H41V98H40ZM64 97H65V96H64V94H63V99H64ZM224 97H225V96H224ZM233 97H234V96H233ZM243 97H244V96H243ZM243 97H242V98H243ZM246 97H247V96H246ZM246 97H245V98H246ZM253 97H252V99H253ZM260 97H263V96H260ZM30 98H31V99H32V98H33V99H37V102H36V103H35V102L33 103V101H36V100H33L32 102H30V101H31ZM240 98H241V97H240ZM18 99H19V100L21 99L22 101H23V100H26V101L28 100V101H29V103L27 102V104H26V101H25V103H22V104H24L23 106H25V108L22 107V110H23V112H25L26 109H30L31 112L27 111L28 114L31 113V114H30V117L26 118V117H25V113L20 112L19 110L16 111L15 106H16V108H18V107L20 106L19 109H21V105L19 104L20 102H19V103L17 102ZM46 99H47V101H46L47 103H45V100H46ZM238 99H239V98H238ZM219 100H220V99H219ZM222 100H223V98H222ZM225 100H226V99H225ZM236 100H237V99L235 98V100H229V101H232V102H234V103L236 104ZM239 100H240V99H239ZM241 100H242V99H241ZM249 100H250V99H248V102H250ZM260 100H261L262 102H260ZM43 101H44V102H43ZM73 101H74V100H73ZM243 101L245 102L246 99L242 100V103H244ZM251 101H252V100H251ZM16 102L19 104L18 107H17L18 104H15ZM48 102H50V103H48ZM51 102H52L53 105L51 104ZM57 102H59V101H57ZM65 102H66V100H65ZM69 102H70V101H68V103H69ZM74 102H75V101H74ZM74 102H73V103H74ZM224 102H225V101H224ZM232 102H231V103H232ZM31 103L35 106V109H34L35 111L32 110V109H33V107H32L33 105L31 106L32 109H31L30 106H29V104H31ZM66 103H67V102H66ZM66 103H64V104H66ZM220 103H221V101H220ZM246 103H247V101H246L244 104L246 105ZM251 103L253 104V102H251ZM251 103H249V104H251ZM257 103H256V104H257ZM25 104H26V105H25ZM47 104H50L53 108L50 106V107H51V109H50L49 106H47ZM59 104H60V103H58L57 105H59ZM69 104H70V103H69ZM229 104H230V103H228L227 105H229ZM240 104H241V103H240ZM240 104H237V105H240ZM244 104L241 105V110L244 109L245 107L247 108V106H245ZM249 104H247V105H249ZM263 104H264V103H263ZM263 104H261V106H263ZM78 105H79V104H78ZM224 105H226V102H225ZM231 105H232V107H234V104H233V103L230 104L228 107L230 108ZM237 105H235V108H236V109H238L237 107H240V106H237ZM253 105H254V104H253ZM8 106H9L10 108H11L12 106H14V107L11 108V109H14V111H16V113H15L14 111H12V113H15V114H12V113H10V112L7 113L8 111H10V110L8 109ZM26 106H29V108L26 107ZM67 106H68V105H67ZM67 106H66V108H68ZM236 106H237V107H236ZM242 106H244V108H242ZM254 106H255V105H254ZM256 106H257V105H256ZM259 106H260V104H259ZM259 106H258V107H259ZM261 106H260V107H261ZM226 107H227V106H226ZM248 107H249V106H248ZM250 107H251V106H250ZM250 107H249V108H250ZM6 108H7V109H6ZM47 108H49L48 111L46 110ZM64 108H65V107H64ZM64 108H61V107H60L61 112L63 111L62 113H65L64 111L67 110L66 108H65V110H63ZM254 108H255V107H254ZM254 108H253V109H254ZM261 108H262V107H261ZM24 109H25V111H24ZM226 109H227V108H226ZM226 109L224 110V112L226 111ZM6 110H8V111H6ZM22 110H21V111H22ZM49 110H50V111H49ZM233 110H235V109H233ZM233 110H230V111L225 112V113H224V114H226L225 116H227L228 113H229V112H232ZM239 110H240V109H239ZM241 110H240V111H241ZM244 110H245V112H246V111H249L250 109H249V110H248V109H247V110L244 109ZM244 110H242L243 112H241V113L238 111V112H239V115H238V116H240V114H241V115L244 114V113H245ZM254 110H255L254 112L251 110V114H252V116H253V113H255V114L258 113V112L256 113V109H254ZM262 110L264 111V109H262ZM33 111H34V112H33ZM53 111H54V112H53ZM236 111H237V110H236ZM236 111H235V113H234V116H236V118H235L236 120L233 119V120H234V121H233L232 119H230V122H231L232 124H233V123H234L235 125H236L237 123L242 124L243 122H244V123H243L244 126H247L246 124H250V123H247V122H246L247 120L245 121L246 118L244 119V121H241L242 118H240V117H239L240 119H237V115H235V114H237L238 112L236 113ZM17 112H20V113H23V114H20V113H17ZM32 112H33V113H32ZM52 112H53V113H52ZM222 112H223V111H222ZM233 112H234V111H233ZM249 112H250V111H249ZM249 112H248V113H249ZM49 113L53 114V116L50 115ZM248 113H247L246 115H244V116H248V115H249ZM260 113H261V111H260ZM263 113H264V112H263ZM54 114H55L56 116H58V117H56ZM59 114H60V113H59ZM222 114H223V113H222ZM258 114H259V113H258ZM258 114H257V115H258ZM33 115H35V114H33ZM42 115H44V116L42 117ZM60 115H61V114H60ZM208 115H209V114H208ZM229 115H230V113H229ZM231 115H233V113H231ZM257 115H254L255 117L253 118V119H255L256 121H254L253 119H251V120L248 119V121H251V124H253L252 122H255L256 125H253V126H256V127L259 126V128H257V129H262V127H263L264 125H262V124L257 125V124H258V123H257V122H258L257 120H260V118H262V119L260 120V121H262L261 123H264V120H263L262 114H259V115H261V116H260V117H257V119H256V116H257ZM259 115H258V116H259ZM263 115H264V114H263ZM27 116H28V115H27ZM50 116H51V117H50ZM54 116H55V118H54ZM63 116H65V115H63ZM218 116L220 117V116H221V113H220V115H218ZM242 116H243V115H242ZM250 116H251V115H250ZM219 117H217V118H219ZM228 117L230 118L231 116H228ZM15 118H17V120H16ZM33 118H34V116H33ZM64 118H65V117H64ZM221 118H222V117H221ZM224 118H225V117H223L222 119H224ZM226 118H227V117H226ZM231 118H233V116H232ZM250 118H251V117H250ZM258 118H259V119H258ZM18 119H19V120H18ZM23 119H27V120L29 119V120L27 121V123H26L25 120H24V123H23V122L20 123V120H23ZM53 119H54V120H53ZM222 119H221V120H222ZM15 120L18 122L19 125L21 124L22 126H23V125L25 126V125L27 124L28 129H30V130L27 131L28 129L25 128V127H27V126H25V127H21V125L19 126V125L17 124V122L15 123ZM221 120H220V124H221V122H222ZM226 120H227V119H226ZM239 120H240V121H239ZM252 120H253V121H252ZM29 121H30V122H29ZM232 121H233V122H232ZM238 121H239V122H238ZM49 122H50V121H49ZM49 122H48V123H49ZM55 122H56V124H58L57 121H55ZM62 122L64 123V124H63L64 127L62 126ZM66 122H67V121H66ZM230 122H229V123H230ZM245 122H246V123H245ZM25 123H26V124H25ZM50 123H51V122H50ZM60 123H61V124H60ZM218 123H219V122H218ZM226 123H228V120H227ZM255 123H254V124H255ZM223 124H224V123H223ZM232 124H231V125H232ZM240 124H239V125H240ZM251 124H250V125H251ZM46 125H47V126H46ZM54 125H55V126H54ZM224 125H225V124H224ZM237 125H238V124H237ZM261 125H262V127H260ZM44 126H45V127H44ZM56 126H57V128H56ZM61 126H62L63 129L65 128L64 130L68 129L70 132H68L67 130L64 131L62 128H60ZM66 126H67V127H66ZM221 126H222V124H221ZM240 126H241V125H240ZM43 127H44V128H43ZM223 127H224V126H223ZM231 127H232V126H231ZM1 128H2L3 130H1ZM7 128H8V129L11 128V130L9 129V130L11 131V134H10V132H7V131H6V130H8ZM53 128H56V130H57V131H56V130L54 129L55 131H53V132H54L55 134H51V133H53V132H50V131H49V130L52 131ZM246 128H247V127H246ZM250 128H251V127H250ZM21 129H22V130L25 129V130H23V131H24V132L27 131V133H24ZM42 129H44V130H42ZM58 129H59V130H58ZM61 129L64 131V133H66L65 135L68 136L69 140H68L67 137H65V135H63L64 133H60V130H61ZM71 129H73V128H71ZM76 129H77V128H76ZM78 129H79V128H78ZM244 129H245V127H244ZM248 129H249V128H248ZM252 129L256 130V128H252ZM252 129H251V130H252ZM12 130H13V131H12ZM17 130H18V131H17ZM35 130H33L34 133L36 132ZM62 130H61V132H62ZM251 130H250V131H251ZM263 130H264V129H262V131H263ZM2 131H3V132H2ZM16 131H17V132H16ZM13 132H15V133L13 134ZM41 132H42V133H41ZM56 132H57V134H56ZM67 132H68V133H67ZM81 132H82V131H81ZM255 132H256V131H255ZM263 132H264V131H263ZM21 133H22V134H21ZM34 133H33V134H34ZM74 133H75V130H74ZM77 133H78V132H77ZM79 133H80V132H79ZM79 133H78V135H79ZM260 133H262V132H260ZM7 134H9V136H8ZM17 134L19 135L18 137H17ZM61 134H62V135H61ZM81 134H82V133H81ZM257 134H258V133H257ZM37 135H38V134H36V136H37ZM56 135H57V136H56ZM59 135H60L61 137H60ZM72 135H73V133H72ZM72 135H71V136H72ZM254 135H255V134H254ZM6 136H7V137H6ZM28 136L26 135L27 138H25V137L23 136L26 140H28V142L26 141L27 143L24 142V140H22V139H24L23 137H22V139H20V141H19V146L21 145V147H20L21 149H22L23 147H25L24 150H26V148L31 147L30 145H32V143H33L34 140H35L34 142H36L37 144H36V143H33V144L38 145V141H36V136H35L34 138H31V139H30V137H32V136H34V135H31L30 137H28ZM45 136H42V137L46 138ZM58 136H59L60 140H61L62 138H64V137L67 138V140H65V138H64V139H62L63 141H62V140L60 141V140H58V139H59ZM62 136H64V137H62ZM75 136H76V135H75ZM257 136H258V135H257ZM263 136H264V135H263ZM263 136H260V137H263ZM8 137H9V140H7ZM16 137H17L18 140L16 139ZM42 137H41V138H42ZM11 138H14V139H11ZM44 138H43V141H42V142H45V141H44ZM49 138H50V137H49ZM263 138H264V137H263ZM4 140H6V141H4ZM30 140H31V142H30ZM45 140H47V138H46ZM64 140H65V141H64ZM21 141H23V142L26 143V144H30V145H29V146L27 145V147H26V146H24V145H26V144H24V143H23V145H22V143L20 144ZM48 141H49V139H48L46 142H48ZM262 141L264 142V139H262ZM0 142H2V141H0ZM17 143H18V142H17ZM65 143H66V142H65ZM78 143H79V142H78ZM12 144H13V142L11 143V145H12ZM0 145L2 146V143H0ZM17 145H18V144H16V147H19V146H17ZM35 145H34V146H35ZM43 145H44V143H43ZM62 145H63V146H62ZM260 145H261V144H260ZM34 146L31 147V148H32V151H30L31 149L26 150V151H24V150L22 149V150L24 151V153H23V152L21 153V157L23 158V159H22V158H20L19 153H16V150H17V152H18V151H20L21 149L19 148V149H20V150H19L18 148L14 147V145H13V146H12V147H14V148H13L14 151H13V149H11V146L9 145V147H10V149H11V151H9V153H12V152H13V154H14V156H12V154H9V153H8V154H9L8 156L10 157V159H11V160L13 159L12 162H11V164H12L13 162H15V164L18 162L17 165H20V164H21L20 167H22L23 165H25V162H24V161H26V160H25V155H30V158H31V160L33 161V167H34V170H35V172H34L33 168H31L32 166H30V167L28 166V167H29L28 171H31V169H32V171H33L31 174H33V173L36 174L37 171H39L40 173H43V174L40 175V176H45V175L47 174V172H49V171H51V170H54V177H55L56 175H57V176L60 175V170H61V169H62L61 171L64 172L65 167L69 166L68 164L65 165V163H64L65 167H64V168H59V167L61 166L60 163L62 164V162H58L62 157H63V158L66 157V156L64 157V155H65V152H67V150H68L69 148H67V150H65L66 148L63 149L61 152H64V155L60 152L62 157L60 156L61 158H58L59 160L56 159V160H57L56 162H58L57 164L60 165V166H57V165H56V168L58 167V169H59V170L57 169V172L59 171V172H58L59 175H58V174H55V173H57V172H56V168L53 169L54 166H52L53 163L51 164L50 157H45V156H43V155H38V152L40 153V151H41V153L43 154L42 151H44V149H45L47 146L42 147V150H38V149H37L39 145H38V146H35V149L33 148ZM78 146H79V145H78ZM80 146H81V145H80ZM80 146H79V147H80ZM263 146H264V145H263ZM65 147H66V146H65ZM67 147H70V145L67 146ZM81 147H82V146H81ZM83 147H84V146H83ZM1 148H2V147H1ZM1 148H0V149H1ZM15 148H16V150H15ZM52 148H53V146H52ZM54 148H53V150H54ZM260 148H261V147H260ZM10 149H9V150H10ZM82 149H83V148H82ZM1 150H2V149H1ZM37 150H38V151H37ZM80 150H81V149H80ZM3 151H4V153H3ZM28 151H30V153H29ZM55 151H56V150H55ZM260 151H261V150H260ZM7 152H8V151H7ZM7 152H5V150L3 149V150H2V153H1V152H0V153L3 154V155H6ZM20 152H21V151H20ZM25 152H26V153L28 152L29 154H25ZM57 152H58V151H57ZM257 152H258V151H257ZM5 153H6V154H5ZM23 154H25V155H23ZM67 154H68V152H67ZM22 155H23V156H22ZM69 155H70V154H69ZM1 156H2V155H1ZM6 156H7V155H6ZM16 156H17V157L19 156V157H18V158H19L18 161H17L16 158L14 159V157H16ZM67 156H68V155H67ZM249 156H251V155H248L247 157H249ZM3 157H5V156H3ZM3 157H2V158H3ZM9 157H8V158L6 157V158L9 159ZM11 157H13V158H11ZM251 157H255V158H256L257 156H256V155H255V156L252 155ZM251 157H250L249 160L254 159V158L251 159ZM259 157H260V156H258V158H259ZM262 157H264L263 154L261 155L260 159H261ZM6 158H5V160L3 159L4 162L6 161ZM26 158H27V157H26ZM28 158H29V156H28ZM28 158H27V159H28ZM51 158H52V157H51ZM67 158H68V157H67ZM70 158H71V156H70ZM70 158H69V159H70ZM21 159H22V160H21ZM54 159H55V158H54ZM65 159H66V158H65ZM65 159H64V160H65ZM71 159H72V158H71ZM71 159H70V160H71ZM244 159H245V157H244ZM256 159H257V158H256ZM260 159H259V160H260ZM263 159H264V158H263ZM1 160H2V159H1ZM14 160H15V161H14ZM64 160H63V161H64ZM242 160H243V159H242ZM245 160L247 161V158H246ZM257 160H258V159H257ZM8 161L10 162V160H8ZM20 161H21V162H20ZM61 161H62V160H61ZM67 161H69V160H67ZM239 161H240V160H239ZM239 161H237V162H239ZM243 161H244V160H243ZM252 161H253V160H252ZM254 161H255V160H254ZM262 161H263V160H262ZM19 162H20V163H19ZM244 162H245V161H244ZM244 162H243V165H242L241 161L239 162V163H241V164H239V163H236V164H237V165H238V164H239V165H242V167L245 168L246 163L248 164L249 161H247L246 163H244ZM250 162H251V161H250ZM258 162H259V161H257L256 163H258ZM260 162H261V161H260ZM260 162H259V163H260ZM0 163H1V162H0ZM2 163H3V162H2ZM5 163H6V162H5ZM23 163H24V164H23ZM28 163H29V162L27 161V162H26V165H28ZM251 163H253V162H251ZM259 163H258V164H259ZM262 163H263V162H262ZM13 164H14V163H13ZM13 164H12V166H13ZM15 164H14V170H16L17 172H20V171L23 169V167H25V168H24V171L20 172V175H21V173H24V172L26 171L25 169L28 168L27 166H23L21 170L19 169V170H20V171H19V170L15 169V167H17V168H20V167H18V166L15 165ZM55 164H56V163H55ZM55 164H53V165H55ZM244 164H245V165H244ZM258 164H257V165H258ZM260 164H261V163H260ZM2 165H5V164H2ZM31 165H32V164H31ZM62 165H63V164H62ZM71 165H72V164H71ZM71 165H70V166H71ZM239 165H238V166H239ZM250 165H252V164L249 163V166H250ZM263 165H264V163H263ZM263 165H261V167H259V165H258L257 167L261 169ZM9 166H10V165H9ZM9 166H8V169L10 170ZM70 166H69V167H70ZM252 166H253V168H254V165H252ZM252 166H251V167H252ZM255 166H256V164H255ZM3 167L6 169V165L3 166ZM10 167H11V166H10ZM26 167H27V168H26ZM74 167H75V166H74ZM74 167L72 168V170H70L71 168H68L69 170H67V171L69 172V174H70L72 171H73V173H76V174H77V172H78V175H79V174H80V173H79L80 171H77V170H79L81 167H80L79 169H77L78 167L76 166V167H77V168L75 167L76 170L74 169ZM246 167H247V166H246ZM1 168H2V167H1ZM1 168H0V169H1ZM237 168H238V167H237ZM244 168H243V169H244ZM253 168H252V171H251V169H250L251 173H249V170L247 171V172L249 173V175L251 176V178H252V176L255 175V174H257V175L261 174V173H259V170H258V173H259V174H258L257 172H255V171H254V172H255V173H254V172H253ZM66 169H67V168H66ZM73 169H74L76 172H74ZM82 169H83V168H82ZM82 169H80V170L82 171ZM243 169L241 170V169L239 168V170L242 171V172H243ZM245 169L247 170V168H245ZM262 169H264V168H262ZM2 170H3V169H2ZM11 170H12V169H11ZM237 170H238V169H237ZM255 170H256V169H255ZM12 171H13V170H12ZM12 171H10V172H12ZM67 171L64 172V175H65V173H67ZM70 171H71V172H70ZM235 171H236V169H235ZM244 171H245V170H244ZM260 171H261V170H260ZM4 172H5V171H4ZM6 172H7V171H6ZM10 172H9V173H10ZM245 172H246V171H245ZM245 172H244V173H245ZM262 172L264 173L263 170H262ZM7 173H8V172H7ZM7 173H5V174H7ZM9 173H8V174H9ZM25 173H26V172H25ZM28 173H29V172H28ZM45 173H46V174H45ZM73 173H72V174H73ZM237 173H238V171H237ZM237 173L234 174V171H233V175H236ZM253 173H254V174H253ZM0 174H2L1 171H0ZM29 174H30V173H29ZM31 174L29 175L30 177H31ZM61 174L63 175L62 172H61ZM67 174H68V173H67ZM83 174H85V173H83ZM83 174H82V175H83ZM228 174H229V173H228ZM228 174H227V175H228ZM231 174H232V173H231ZM240 174H241V173H240ZM18 175H19V173H18ZM62 175H60L59 177L61 178ZM73 175H75V174H73ZM237 175H238V176H236V177H238V178H236V179L238 180V179L240 178L241 175H239V174H237ZM243 175H244V177H245V176L248 177V180H249V176H247V175H245V174L242 173V176H241V177H243ZM257 175H256V176H257ZM262 175H263V177H264V174H262ZM262 175H261V176H262ZM0 176H2V175H0ZM5 176H6V175H5ZM15 176H16V174H15ZM22 176H23V175H22ZM24 176H25V175H24ZM29 176H28V177H29ZM33 176H34V175H33ZM35 176H36V175H35ZM35 176H34V177H35ZM46 176H50V177H46ZM46 176H45V177L47 178V181L44 180V179H46V178H44V177H40V182H41L42 180H44V181H46V183H47V182L49 181V179L52 178L51 175H48V174H47ZM57 176H56V178H57ZM229 176H230V175H229ZM229 176H228V177L226 176L227 179H229L228 182L231 183V184H233V183L235 182V184H236V183H237V182H236L237 180H236V179H235L234 181H233V180H230ZM2 177H3V176H2ZM54 177H53V178H54ZM59 177H58L57 179H59ZM77 177H78V176H77ZM83 177H85V176H83ZM83 177H82V178H83ZM224 177H225V176H224ZM226 177H225V178H226ZM259 177H260V175H259ZM6 178H9V177L7 176ZM19 178H20V177H19ZM22 178H23V177H22ZM22 178L19 179L20 183H21V181H22ZM25 178L28 179V178H27V174H26V177H25ZM42 178H43V179H42ZM53 178L50 179V180H53L52 182H53V185H54V182L56 181V182H55V184H56L59 180L57 181V179L54 180ZM69 178H70V177H69ZM69 178L67 179V181H65L66 184H64V185H66L67 187L71 186V182L73 181V176H72V179H69ZM85 178H87V177H85ZM257 178H258V177H257ZM257 178H256V179H257ZM2 179H3V178H0V182L2 181ZM14 179H16V178H14ZM34 179H35V178H34ZM74 179H75V180H76V179L78 180V178H76V177H74ZM80 179H81V177L79 178V180H80ZM83 179H84V178H83ZM83 179H81V180H83ZM220 179H222V178H220ZM227 179H226V180H227ZM231 179H234V176H233ZM240 179H241V178H240ZM252 179H253V178H252ZM252 179L249 180L251 183H255V181H256V183H257L258 179H257V180H253L254 182H252ZM254 179H255V177H254ZM259 179L261 180V177H260ZM262 179L264 180V178H262ZM23 180H24V178H23ZM30 180L33 181V178L30 179ZM70 180H71V182H70ZM77 180H76V181H77ZM81 180H80V181H81ZM84 180H85V181H84ZM84 180H83L84 182H83V181L81 182V183H83V184H82L83 186H84V183H86V182H87V183H91V182H92V181L90 182L89 180L86 181V179H84ZM218 180H219V179H218ZM242 180L248 182V180H246V179H244V178H243ZM263 180H262V183H263ZM6 181H7V180H6ZM8 181H10V180L8 179ZM14 181H15V183L17 182L16 180H14ZM31 181H30V184H32ZM34 181H35V180H34ZM80 181H79V182H80ZM230 181H233V182H230ZM25 182H26V181H25ZM27 182H28V181H27ZM50 182H51V181L48 182L47 186L50 184ZM52 182H51V183H52ZM79 182L77 181L76 185H77ZM94 182H96V181H94ZM239 182H241V180H239ZM242 182H243V181H242ZM250 182H248V183L251 185ZM259 182H261V181H259ZM259 182H258V185H257V186H259ZM4 183H5V182H4ZM6 183H7V182H6ZM17 183L19 184V182H17ZM33 183H35V182H33ZM46 183H45V184H44V183L42 184V182H41V183H39V184L37 183V184L39 185V187H41L40 184H42L43 187H44V185H46ZM63 183H64V182H63ZM67 183H68V184H67ZM92 183H93V182H92ZM92 183H91V184H92ZM223 183H224V181H223ZM248 183H247V184H248ZM256 183H255V184H256ZM262 183H261V185L259 186L260 188H261V186H262ZM21 184L23 185V183H21ZM28 184H29V182H28ZM37 184H36V185H37ZM60 184H61V183H60ZM72 184H73V183H72ZM231 184H229V185H231ZM235 184H233V185H235ZM245 184H246V183H245ZM22 185H21V186H22ZM25 185H26V184H25ZM25 185H24V186H25ZM38 185H37V186H38ZM64 185H61V186H62V187H61L62 190L67 189V188H64ZM73 185H74V184H73ZM73 185H72V188L75 187V185H74V186H73ZM82 185H81V186H82ZM92 185L95 186V184H92ZM223 185H224V184H223ZM233 185H232V186H233ZM242 185H243V184H242ZM242 185H241V186H242ZM1 186H2V184H1ZM5 186H6V184H5ZM11 186H12V185H11ZM24 186H22V187H24ZM30 186H31V185H30ZM32 186H35V185H32ZM37 186H36V187H37ZM51 186H52V185H50V187H51ZM81 186H78V185H77L76 187H80V188L82 189L83 186H82V187H81ZM97 186H98V184H97ZM97 186H95V187H97ZM236 186H237V185H235L234 187L237 189L238 187H236ZM238 186H239V185H238ZM245 186H246V185H245ZM245 186H243V187H239V190H241L240 188H242V189L245 188ZM263 186H264V184H263ZM263 186H262V187H263ZM3 187H4V186H3ZM9 187H10V186H9ZM36 187H33V188H36ZM43 187H42V188H43ZM45 187H46V186H45ZM76 187H75V188H76ZM85 187H86V188H85ZM99 187H100V185H99ZM218 187H220V185H219ZM249 187L251 188V187H254V186H253V184H252V185L249 186ZM249 187H247L249 192H250V191L252 192V191H254V190L256 191V188H253L254 190H253V189L251 190ZM255 187H256V186H255ZM15 188H16V187H15ZM17 188H18V186H17ZM17 188H16V189H17ZM19 188H20V187H19ZM33 188H32V190H33ZM63 188H64V189H63ZM80 188H78L79 191H80ZM84 188H85V190L83 189V192H84V195H85V196H84V199L87 200L88 198H85V197H89V199L92 198L93 201H94V198H97V199H95V202H93V201L90 200V201L92 202V205H94L93 203L98 202L97 200H99V197H97L98 195L95 196V195L98 194V193L95 192V191H93L91 188H90V190H88V186H87V185H85ZM100 188H101V187H100ZM235 188H233V189L236 190ZM247 188H245V190H246ZM10 189H11V187H10ZM25 189H26V188H25ZM25 189H24V190H25ZM28 189H29V188H28ZM40 189H41V188H40ZM45 189H46V188H44V193H45ZM49 189H50V188H49ZM56 189H57V190H56ZM56 189L53 190V191H54V192H57V191L60 189V187L58 186V188H56ZM229 189H230V188H229ZM233 189H232V190H233ZM249 189H250V190H249ZM258 189H259V188H258ZM261 189H262V188H261ZM8 190H9V189H8ZM11 190H12V189H11ZM13 190H14V189H13ZM37 190H39V188H38ZM41 190L43 191V189H41ZM50 190H51V189H50ZM50 190H48V191H50ZM62 190H61V192H62ZM68 190H69V189H68ZM70 190H71V189H70ZM72 190H74V189H72ZM216 190H217V189H216ZM243 190H244V189H243ZM243 190H242V191H243ZM59 191H60V190H59ZM246 191H247V190H246ZM248 191H247V193H249ZM50 192L52 193V191H50ZM50 192H49V194L51 195ZM61 192H60V193H61ZM229 192H230V191H229ZM251 192L249 193V195L251 194ZM261 192L264 193V191H262V190H261ZM261 192L259 191V193H261ZM42 193H43V192H42ZM42 193H41V194H42ZM44 193H43V194H44ZM58 193H59V192H58ZM78 193H79V192H78ZM81 193H82V192H81ZM242 193H246V192H242ZM242 193H241V194H242ZM247 193H246V194H247ZM262 193H261V194H262ZM41 194H40V195H41ZM253 194H254V193H253ZM253 194H252V195H253ZM255 194H257V193L255 192ZM31 195H32V194H31ZM36 195H37V194H35V196H36ZM40 195L38 196V198L40 197ZM59 195H60V194H59ZM237 195H238V194H237ZM262 195H263V194H262ZM35 196H34V197H35ZM78 196H81V195L78 194ZM78 196H77V197H78ZM82 196H83V194H82ZM254 196H255V195H254ZM256 196L258 197V194H257ZM59 197H60V196H59ZM263 197H264V196H263ZM263 197H261V198H263ZM26 198H27V197H26ZM36 198H37V196H36ZM38 198H37V199H38ZM41 198H42V196H41ZM41 198H40V199H41ZM44 198H45V197H44ZM30 199H31V198H30ZM60 199H61V197H60ZM80 199H83V197H82V198L80 197ZM80 199H79V201L81 202ZM84 199H83V200H84ZM256 199H257V198H256ZM258 199H260V198H258ZM32 200H33V199H32ZM46 200H47V199H46ZM83 200H82V201H83ZM262 200H264V198H263ZM47 201H48V200H47ZM49 201H50V200H49ZM70 201H71V199H70ZM84 201H85V200H84ZM259 201H261V199H260ZM28 202H29V200H28ZM30 203H31V202H30ZM42 203H43V202H42ZM44 203H45V202H44ZM50 203H51V202H50ZM64 203H65V202H64ZM64 203H63V204H64ZM69 203H70V202H69ZM263 203H264V202H263ZM34 204H35V207L38 206V210L35 212V215H36L37 212H38V214L36 215L37 217L43 215V214H44V211H45L46 209L43 208V207H40V205H39L38 202H35ZM63 204H62V205H63ZM98 204H99V203H98ZM259 204H262V202H259ZM30 205H33V203H31ZM30 205H29V206H30ZM96 205H97V204H95L94 206H96ZM263 205H264V204H263ZM31 207H32V206H31ZM59 207H60V206H59ZM33 208H34V206H33ZM57 208H58V207H57ZM69 208H70V207H69ZM59 210H60V209H59ZM59 210H58V211H59ZM64 210H65V209H64ZM263 238H264V237H263ZM263 240H264V239H263ZM262 243H263V242H262ZM262 243H261V244H262ZM261 244H260V246H261ZM263 244H264V243H263ZM262 246H264V245H262ZM262 246H261V247H262ZM258 248H259V247H258ZM262 249H263V251H264V247H263ZM260 250H261V249H260ZM258 251H259V250H258ZM258 251H257V252H258ZM260 252H261V255H263V254H262V253H263L262 250H261ZM258 256H259V255L257 254V257H258ZM261 257H262V256H261ZM263 257H264V256H263ZM263 257L261 258V261L263 260ZM259 258H260V257H259ZM259 260H260V259H259ZM261 261H260V262L257 261V262H258V263H262ZM258 263H257V264H258ZM263 264H264V262H263Z\"/></svg>",
	"mask_w": 264,
	"mask_h": 264
},
{
	"label": "clouds",
	"instance_id": "9594fccd",
	"mask_svg": "<svg viewBox=\"0 0 264 264\" xmlns=\"http://www.w3.org/2000/svg\"><path fill=\"white\" fill-rule=\"evenodd\" d=\"M118 2L122 6L125 0ZM146 14L145 8L144 14L132 16L126 25L132 29L129 37L135 49ZM97 19L93 6L83 9L80 14V21L85 28H90ZM9 26L10 21L5 23V30ZM130 56L126 49H122L112 50L99 58L115 71L119 82L124 77L121 69L130 66ZM80 90L81 86H73L69 92L77 93ZM43 155L55 158L51 163H55L60 157V153L53 150L51 143L47 144ZM40 175L37 171V177ZM9 196L11 198L14 193L10 192ZM51 196L54 201L63 204L56 193H51ZM35 211L26 204L11 212L0 209V264H74L76 254L83 244L79 227L74 226L70 218L60 216L55 204L47 205L41 216L29 215ZM37 234H40L39 239Z\"/></svg>",
	"mask_w": 264,
	"mask_h": 264
}]
</instances>
